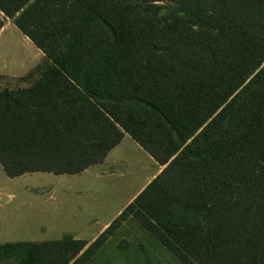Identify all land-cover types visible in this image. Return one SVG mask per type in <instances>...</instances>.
Here are the masks:
<instances>
[{"label": "trees", "instance_id": "obj_1", "mask_svg": "<svg viewBox=\"0 0 264 264\" xmlns=\"http://www.w3.org/2000/svg\"><path fill=\"white\" fill-rule=\"evenodd\" d=\"M0 10L48 59L28 87L0 86L8 176L80 173L126 134L164 166L94 240L0 243V264H88L130 219L182 264H264V0Z\"/></svg>", "mask_w": 264, "mask_h": 264}, {"label": "rangeland", "instance_id": "obj_2", "mask_svg": "<svg viewBox=\"0 0 264 264\" xmlns=\"http://www.w3.org/2000/svg\"><path fill=\"white\" fill-rule=\"evenodd\" d=\"M9 38L12 50L7 52L6 59L11 67L21 64L23 59V70L30 71V75L24 77V80L31 82L37 77L39 67L47 64L48 59L42 52L38 50L35 52L33 44L26 46L12 34ZM8 82L2 80L0 83L6 85ZM118 149L120 160L117 162L107 160V164L90 168L86 173L67 174L62 179L55 175L36 173L12 180L8 191L14 193V196L13 198L4 196V204L0 207V227H5L7 238L13 242H42L72 235L91 240L100 228L96 220L112 214L144 184L156 168L151 156L143 148H138L132 140H125ZM114 155L115 152L111 157ZM31 186L36 189L31 190ZM37 188L45 197L51 193L54 195L48 196L46 202H43L45 209L52 210L53 206L66 207L70 202L79 211L78 214L84 215L89 221L87 226H78V229L70 231H58L54 229L56 227L52 226V222L47 220V223L37 230L31 226L35 223L31 217L30 227L27 229L26 215L32 214L39 207L37 200H32L33 197H38ZM44 196L42 198H45ZM13 262L14 258H10L5 260L4 264ZM88 264L182 263L141 225L130 219L111 236Z\"/></svg>", "mask_w": 264, "mask_h": 264}, {"label": "crops", "instance_id": "obj_3", "mask_svg": "<svg viewBox=\"0 0 264 264\" xmlns=\"http://www.w3.org/2000/svg\"><path fill=\"white\" fill-rule=\"evenodd\" d=\"M0 19L3 20V22H4L3 27L0 29V79H1L0 82H2V80H4V82L10 81V82H8L9 84L7 83L6 85L3 83H0V86H2V87L9 86L11 88L28 87L30 85V82H26L24 80V77H26L30 73V71L28 68H27L28 70H26V71L23 70V68H24V66H23L24 62L23 61L24 60L23 59L21 60V64L16 65L14 67H11L9 65L7 59H6L7 52L9 53L12 50V44L10 42L11 39L9 37L11 36V34L13 36H16L26 46H31V44H33V46H35L34 47L35 52H37V50H38V51L43 53V51L41 49H39L33 43V41L28 36L23 34V32L15 25L14 18L6 17L5 14L0 10ZM14 79H16V80H14ZM127 139L132 140V142H134V144L136 146H138V148H142V146L139 143H137V141H135L129 134H126L124 136L123 140L115 148H113L111 151H109L105 160L102 163L94 164V165L88 167L87 169H85L84 171H82L80 173H76V174L86 173L90 168L100 167L104 164H107L108 163L107 160H110L109 162H117L118 160H120V157H118V155H119V153H118L119 149L118 148H120V146L123 145V142ZM114 152H115L114 157H111V154H113ZM151 158H152V160L156 166L153 174L151 176H149L147 178V180L144 182V184H142L138 189H136L133 192V194H131L120 207H118L115 211H113L112 214L102 218L101 220H96V224L100 225V228H98L97 234L89 241L94 240L101 232H103L109 226V224L126 208V206L129 203H131L136 198V196L164 168V166H161L152 156H151ZM36 173L49 174L50 176L55 175V176H58V178H60V179L64 178L63 176L67 175V174H54L52 172L37 171V172H28V173H25V174L17 176V177H10L7 175L2 164L0 163V207L4 204L3 203L4 196L8 195L10 198H13V196H14V193H11L10 191H8V189L10 188L9 184H10V182H12V180L17 179V178H21V177H25L28 175H34ZM31 188H32L31 190H33V191L36 189L34 186H31ZM36 192H37L38 197H33L32 200L36 199L39 207L32 214L29 213L26 215L27 220H26L25 224L27 225L26 226L27 229L30 227L29 218H31V217L35 220V223H33L31 226H33L37 230L42 228V226H44L47 223V220L51 221L52 226L56 227L54 229H57L58 231H70V230L78 229L79 228L78 226H87V223H89V221L86 219V217L84 215L78 214L79 211H77L76 207H74L70 202L67 203L68 205H66V207L65 206H62V207H54L53 206L52 210L45 209L46 207H44L43 202L44 201L46 202L48 196L53 197L54 195L51 193L47 197H45L44 195L40 194L39 189ZM42 196H44L45 198H42ZM80 213H82V212H80ZM6 232L7 231H5L4 226L0 227V243L13 242L12 240H9L7 238ZM15 242H17V241H15Z\"/></svg>", "mask_w": 264, "mask_h": 264}]
</instances>
